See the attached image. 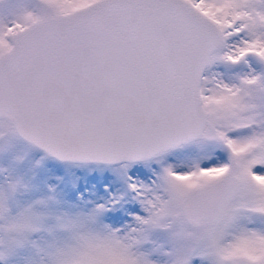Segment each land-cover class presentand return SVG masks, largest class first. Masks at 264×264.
I'll return each instance as SVG.
<instances>
[{
    "label": "snow or ice",
    "instance_id": "snow-or-ice-1",
    "mask_svg": "<svg viewBox=\"0 0 264 264\" xmlns=\"http://www.w3.org/2000/svg\"><path fill=\"white\" fill-rule=\"evenodd\" d=\"M0 264H264V0H0Z\"/></svg>",
    "mask_w": 264,
    "mask_h": 264
}]
</instances>
